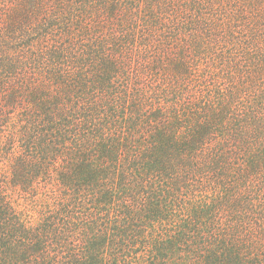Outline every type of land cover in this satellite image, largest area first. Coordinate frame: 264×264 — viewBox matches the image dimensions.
I'll return each mask as SVG.
<instances>
[{
	"label": "trees",
	"instance_id": "1",
	"mask_svg": "<svg viewBox=\"0 0 264 264\" xmlns=\"http://www.w3.org/2000/svg\"><path fill=\"white\" fill-rule=\"evenodd\" d=\"M8 125L0 264H264V0H0Z\"/></svg>",
	"mask_w": 264,
	"mask_h": 264
},
{
	"label": "rangeland",
	"instance_id": "2",
	"mask_svg": "<svg viewBox=\"0 0 264 264\" xmlns=\"http://www.w3.org/2000/svg\"><path fill=\"white\" fill-rule=\"evenodd\" d=\"M13 125L5 126L4 128L0 129V149L5 147V143L11 136L13 130ZM7 148V147H6ZM6 159L2 157L0 159V170L2 176L6 178L9 177V169H8V162L5 161ZM36 188L34 189L35 196L30 197L19 190L17 191H10L19 205V209L24 210L26 214V220L31 223H40L42 222L43 217H48V171L45 172V175L35 184ZM24 194L23 196H20ZM54 205V204H53ZM182 208V206H180ZM178 207V208H180ZM25 208V209H24ZM176 208V209H178ZM182 211V212H180ZM188 209L184 207L183 210H179L178 212H170L166 214L168 218L164 225L166 227H171L172 221L179 222L184 217V213H187Z\"/></svg>",
	"mask_w": 264,
	"mask_h": 264
}]
</instances>
